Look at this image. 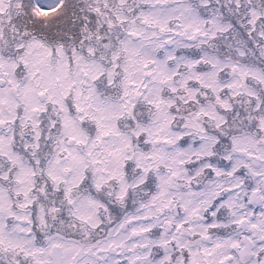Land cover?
Wrapping results in <instances>:
<instances>
[{
  "label": "rangeland",
  "instance_id": "374dc122",
  "mask_svg": "<svg viewBox=\"0 0 264 264\" xmlns=\"http://www.w3.org/2000/svg\"><path fill=\"white\" fill-rule=\"evenodd\" d=\"M9 140L0 264H264V0H0Z\"/></svg>",
  "mask_w": 264,
  "mask_h": 264
},
{
  "label": "flooded vegetation",
  "instance_id": "af4514ba",
  "mask_svg": "<svg viewBox=\"0 0 264 264\" xmlns=\"http://www.w3.org/2000/svg\"><path fill=\"white\" fill-rule=\"evenodd\" d=\"M16 156H18L20 159V165L23 164L24 166H26V161H24L23 157L18 153V149L16 147H14L13 144L10 143L9 140V148L7 151H1L0 150V157L3 159L2 161V166L1 168H8L10 170L9 173H14V166H15V158ZM13 157V158H11ZM11 168V169H10ZM10 176V175H8ZM1 184H3V181L1 180ZM23 194V193H22ZM24 195V194H23ZM1 199H3V197H1ZM1 219V218H0ZM10 220V219H9ZM238 224L242 227L247 228L249 231L256 229V227L251 224L250 222L246 221L245 219H239L238 220ZM172 238H176L178 235L177 234H172L171 235ZM147 237L146 234H138V240L135 244V248L137 250V254L135 256V260L137 262V264H154V259H156L157 257H159V255L156 256H149L148 254H146V248L149 246L147 244L146 241H144L142 238ZM153 237V236H152ZM172 242V241H171ZM174 244H171V246H173ZM247 247H249L251 245V242L248 240L246 243ZM241 245L238 244L237 247H240ZM167 248V246H165ZM153 248H155V250L158 253L163 254L164 250H160L158 248V242H155L153 244ZM251 259V254L249 252L246 251H241V254H238L237 252H234L231 261L233 264H244L247 261H249ZM6 261H8V258L6 259ZM177 263L178 262H174ZM159 264H162L159 263ZM179 264H184V263H179ZM249 264V263H246Z\"/></svg>",
  "mask_w": 264,
  "mask_h": 264
},
{
  "label": "trees",
  "instance_id": "16d2710c",
  "mask_svg": "<svg viewBox=\"0 0 264 264\" xmlns=\"http://www.w3.org/2000/svg\"><path fill=\"white\" fill-rule=\"evenodd\" d=\"M60 6H61V4H60L58 7H56V8H53V9H51V10H48V11H47V14H48V15H54V9H55V11H56V10H58V8H59ZM48 15H47V16H48ZM47 16H43V17L41 18V20L43 21V24H42V25H41L40 22H32V25L35 27V29L32 28V30H35V33H36V34H40V32H41L42 30H44V29L42 28V26H44L45 29H46V23H45V20H46ZM66 17H68V16H64V18H66ZM72 28H73V27H72ZM52 37H55V36H50L49 39H51ZM72 37H74L75 39H77V38H78V33H72V34H70V35H67V36L61 37V38H60V41H62V42H67V41H68L70 38H72Z\"/></svg>",
  "mask_w": 264,
  "mask_h": 264
}]
</instances>
